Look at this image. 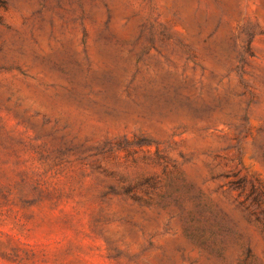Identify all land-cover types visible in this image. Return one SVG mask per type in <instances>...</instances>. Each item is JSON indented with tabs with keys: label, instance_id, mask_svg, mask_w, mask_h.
<instances>
[{
	"label": "rangeland",
	"instance_id": "1",
	"mask_svg": "<svg viewBox=\"0 0 264 264\" xmlns=\"http://www.w3.org/2000/svg\"><path fill=\"white\" fill-rule=\"evenodd\" d=\"M0 264H264V0H0Z\"/></svg>",
	"mask_w": 264,
	"mask_h": 264
}]
</instances>
